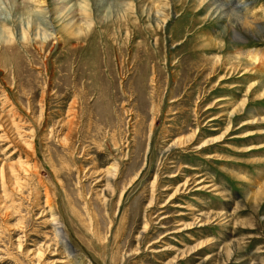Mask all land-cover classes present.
Masks as SVG:
<instances>
[{
  "label": "rangeland",
  "instance_id": "1",
  "mask_svg": "<svg viewBox=\"0 0 264 264\" xmlns=\"http://www.w3.org/2000/svg\"><path fill=\"white\" fill-rule=\"evenodd\" d=\"M213 1L0 0V264H264V0Z\"/></svg>",
  "mask_w": 264,
  "mask_h": 264
},
{
  "label": "bare ground",
  "instance_id": "2",
  "mask_svg": "<svg viewBox=\"0 0 264 264\" xmlns=\"http://www.w3.org/2000/svg\"><path fill=\"white\" fill-rule=\"evenodd\" d=\"M65 1L66 0H63V2H65ZM213 2L216 5V10L217 11L222 10L223 12H225L224 13L225 14L224 16L233 18L234 20L237 21V24L238 25L245 26V31L249 32V29H247L246 25L249 26V25H251V24L254 23L252 21V19H251L252 16H251V14L249 12L250 11V8L249 7L251 5L250 2H247L246 0H242V1H239V0H214ZM230 5H233L236 9L229 11L228 9L230 8ZM250 16H251V18H249ZM259 55L260 54L259 53H256V52L254 54L253 53H250V57L251 58H255V59L257 58V56H258L257 59H260V56ZM57 230L61 232V228L59 226H57ZM62 234L63 233H59L58 235H60V237H62L63 239H65L62 236Z\"/></svg>",
  "mask_w": 264,
  "mask_h": 264
}]
</instances>
